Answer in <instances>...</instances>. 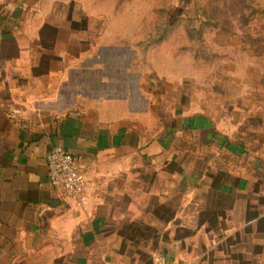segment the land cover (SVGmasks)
<instances>
[{
    "label": "crops",
    "instance_id": "obj_1",
    "mask_svg": "<svg viewBox=\"0 0 264 264\" xmlns=\"http://www.w3.org/2000/svg\"><path fill=\"white\" fill-rule=\"evenodd\" d=\"M103 1L0 3V264H264V125L179 118L132 42L82 37ZM54 145L87 204L51 184Z\"/></svg>",
    "mask_w": 264,
    "mask_h": 264
},
{
    "label": "rangeland",
    "instance_id": "obj_2",
    "mask_svg": "<svg viewBox=\"0 0 264 264\" xmlns=\"http://www.w3.org/2000/svg\"><path fill=\"white\" fill-rule=\"evenodd\" d=\"M91 1L83 0L96 4ZM103 2L109 12L110 0ZM112 5L113 13L97 29L82 25V37L132 42L130 54H139L147 77L167 89L163 96L178 105L179 118L191 113L194 121L209 118L214 126L241 120L247 136L256 121L264 125V0H112ZM242 149L249 152L246 145ZM242 157L243 167H253ZM258 158L264 166V157Z\"/></svg>",
    "mask_w": 264,
    "mask_h": 264
},
{
    "label": "built area",
    "instance_id": "obj_3",
    "mask_svg": "<svg viewBox=\"0 0 264 264\" xmlns=\"http://www.w3.org/2000/svg\"><path fill=\"white\" fill-rule=\"evenodd\" d=\"M7 0H0L5 3ZM12 115L17 116L13 110ZM48 175L52 185L59 188L64 195L85 205L89 200V182L79 169L73 154L61 145L52 146L47 152Z\"/></svg>",
    "mask_w": 264,
    "mask_h": 264
}]
</instances>
